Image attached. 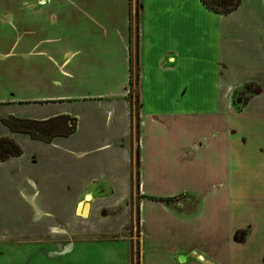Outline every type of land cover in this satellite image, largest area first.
<instances>
[{
    "label": "crops",
    "instance_id": "0c3cea01",
    "mask_svg": "<svg viewBox=\"0 0 264 264\" xmlns=\"http://www.w3.org/2000/svg\"><path fill=\"white\" fill-rule=\"evenodd\" d=\"M259 27H264V0H251L249 7L242 0L228 15L210 11L200 0H0V138L29 149L26 156L0 162L8 170L0 181L5 177L2 182L10 184V178L28 188L14 218L22 212V218L30 217L2 231L64 253L75 249L78 237L100 230L99 213L107 204L125 203L131 222L133 205L148 195L140 180L156 153L167 147L195 153L203 147L195 135L207 124L224 120L221 132L228 135L230 117L245 111L264 115V73L256 77V69L264 72L256 54ZM9 42L13 46L6 52ZM244 42L251 57L244 55ZM136 74L142 93L137 124L129 95ZM198 81L200 99L192 94ZM213 83L216 94L210 97ZM248 85L263 91L234 111L231 94ZM31 105L39 112L28 119L67 115L77 120L76 132L45 143L2 122L17 116L15 107ZM79 136L78 152L64 145ZM38 143L47 145H41L45 154L55 150L74 160L75 178L53 174L51 164L68 161L44 159L31 149ZM169 199L180 202L178 196ZM114 208L110 204L105 215ZM237 220L230 239L246 246L255 228ZM241 231L248 233L238 241ZM204 259L226 263L216 255Z\"/></svg>",
    "mask_w": 264,
    "mask_h": 264
},
{
    "label": "rangeland",
    "instance_id": "374dc122",
    "mask_svg": "<svg viewBox=\"0 0 264 264\" xmlns=\"http://www.w3.org/2000/svg\"><path fill=\"white\" fill-rule=\"evenodd\" d=\"M244 2L246 7L251 4V0ZM257 36L264 38V27L256 29V54L259 53L261 65L264 66V39ZM5 46L7 52L13 42ZM200 51L202 54L213 52L211 49ZM244 55L251 57L246 42ZM8 66H12V63ZM260 73L263 74V70L256 69V77ZM214 78L210 77V80ZM199 86L198 81L192 92L197 99L202 97ZM212 86L213 90L207 91L210 97L216 94L214 83ZM244 88L237 95L231 94L236 108H241L246 98L248 101L249 96L255 94V85ZM177 108L180 109V106ZM192 109L199 110V107L193 106ZM13 111L16 118L26 119L36 115L39 109L31 105L15 107ZM223 121L210 124L211 128L207 124L202 135L196 133L197 143L203 147L195 153L186 147L177 150L167 147L165 152L156 153L155 162H150L143 170L140 181L148 195L133 205V220L129 221L125 203H110L115 208L105 215L110 205L107 204L104 206L106 210L99 213L102 218L100 230L78 237L75 249L70 252L61 253L49 244L52 247L36 245L38 248L8 234L12 231H2V228L21 226L30 217L22 218V212L14 218L17 209H20L18 202L25 199L28 188H20L10 178H7L12 181L10 184L2 182L8 170L0 168V177L5 173L0 181V264H206L204 258L208 255H216L225 264H263L264 115L245 111L230 117L228 135L227 131L221 132L224 129ZM137 122L139 117H135ZM79 138L63 143L70 150L78 152L83 142ZM41 145L47 146L40 144L31 149H39L44 159L57 161L62 158L68 161L67 166L60 162H55V166V163L51 164L53 174L62 171L68 173V179L75 178L74 160L61 157V154L59 157V152L55 150L45 154V148ZM20 148L25 156L29 153L25 146ZM138 165L139 162L136 172L139 171ZM177 196L180 202H170L169 198ZM237 217L244 226L249 224L255 228L246 246L234 245L230 239ZM139 218L143 219L142 225ZM125 221L132 224L131 229ZM246 233L248 231L238 232V236L245 238ZM188 248L193 251L189 253V250H184Z\"/></svg>",
    "mask_w": 264,
    "mask_h": 264
},
{
    "label": "trees",
    "instance_id": "16d2710c",
    "mask_svg": "<svg viewBox=\"0 0 264 264\" xmlns=\"http://www.w3.org/2000/svg\"><path fill=\"white\" fill-rule=\"evenodd\" d=\"M210 11L228 15L238 9L242 0H200ZM137 85V86H135ZM251 86V85H248ZM262 88H257L254 93L262 92ZM130 104L132 115L139 117L141 110V92L139 86V75L135 80L131 79L129 87ZM247 101V98L245 102ZM2 122L15 133L28 134L32 139L45 143H52L57 138H67L72 136L77 130V120L67 115L57 116L48 120H33L25 118L8 117ZM22 154L20 146L9 137L0 138V162H4L12 157ZM242 232V231H241ZM140 237V236H139ZM238 241L244 238L238 236ZM264 261V255H263ZM139 263V262H138Z\"/></svg>",
    "mask_w": 264,
    "mask_h": 264
},
{
    "label": "flooded vegetation",
    "instance_id": "af4514ba",
    "mask_svg": "<svg viewBox=\"0 0 264 264\" xmlns=\"http://www.w3.org/2000/svg\"><path fill=\"white\" fill-rule=\"evenodd\" d=\"M248 86H246V88H247ZM258 88V86L256 85V89ZM243 90H245V88H243V89H241V90H235L234 91V93H235V95H237L238 93H240L241 91H243ZM260 93H262V92H260ZM260 93H258V92H256V94H260ZM22 155V154H21ZM129 224V223H128ZM127 224V225H128ZM129 227H130V229L132 228V224L130 225L129 224ZM132 236V235H131ZM139 264V263H138Z\"/></svg>",
    "mask_w": 264,
    "mask_h": 264
},
{
    "label": "water",
    "instance_id": "95a60500",
    "mask_svg": "<svg viewBox=\"0 0 264 264\" xmlns=\"http://www.w3.org/2000/svg\"><path fill=\"white\" fill-rule=\"evenodd\" d=\"M141 94H142V93H141ZM238 102L241 103L240 100H238ZM237 105H238V103H237ZM141 108H142V106H141ZM238 109H239V108H236V107H235V108H234V111H237ZM89 199H90V196L87 195V196H86V200H89Z\"/></svg>",
    "mask_w": 264,
    "mask_h": 264
},
{
    "label": "bare ground",
    "instance_id": "6f19581e",
    "mask_svg": "<svg viewBox=\"0 0 264 264\" xmlns=\"http://www.w3.org/2000/svg\"><path fill=\"white\" fill-rule=\"evenodd\" d=\"M90 200V199H89Z\"/></svg>",
    "mask_w": 264,
    "mask_h": 264
}]
</instances>
